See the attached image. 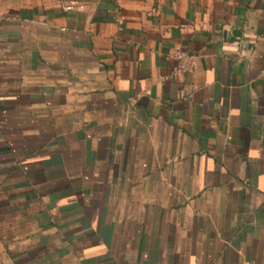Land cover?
<instances>
[{
    "label": "crops",
    "instance_id": "crops-1",
    "mask_svg": "<svg viewBox=\"0 0 264 264\" xmlns=\"http://www.w3.org/2000/svg\"><path fill=\"white\" fill-rule=\"evenodd\" d=\"M65 4L0 14V264H264V0Z\"/></svg>",
    "mask_w": 264,
    "mask_h": 264
},
{
    "label": "built area",
    "instance_id": "built-area-1",
    "mask_svg": "<svg viewBox=\"0 0 264 264\" xmlns=\"http://www.w3.org/2000/svg\"><path fill=\"white\" fill-rule=\"evenodd\" d=\"M83 3L78 1L66 2L63 10L66 12L82 9ZM171 57L176 62L175 74L192 73L197 61V56L189 54L180 50H174Z\"/></svg>",
    "mask_w": 264,
    "mask_h": 264
},
{
    "label": "rangeland",
    "instance_id": "rangeland-1",
    "mask_svg": "<svg viewBox=\"0 0 264 264\" xmlns=\"http://www.w3.org/2000/svg\"><path fill=\"white\" fill-rule=\"evenodd\" d=\"M36 1L38 0H0V14L8 12L13 9L20 8L22 6L32 5ZM55 1L63 2L60 0H55ZM77 1L78 2L80 1V3H83V2H93L97 0H89V1L88 0H77ZM63 3H66V2H63Z\"/></svg>",
    "mask_w": 264,
    "mask_h": 264
},
{
    "label": "trees",
    "instance_id": "trees-1",
    "mask_svg": "<svg viewBox=\"0 0 264 264\" xmlns=\"http://www.w3.org/2000/svg\"><path fill=\"white\" fill-rule=\"evenodd\" d=\"M60 1H63V2H69V1H74V0H60ZM77 1V0H75ZM89 1V0H88ZM80 2V1H79Z\"/></svg>",
    "mask_w": 264,
    "mask_h": 264
}]
</instances>
